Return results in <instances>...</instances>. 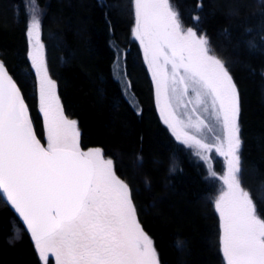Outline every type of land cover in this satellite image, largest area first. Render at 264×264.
I'll return each instance as SVG.
<instances>
[{"label": "trees", "instance_id": "1", "mask_svg": "<svg viewBox=\"0 0 264 264\" xmlns=\"http://www.w3.org/2000/svg\"><path fill=\"white\" fill-rule=\"evenodd\" d=\"M173 2L182 23L206 35L237 84L242 184L264 218V0ZM35 3L42 7L50 72L66 115L79 123L81 147L100 148L113 160L117 175L132 190L140 222L154 241L161 264H225L214 207L216 184L161 119L154 82L133 35V0ZM29 23V0H0V60L24 92L46 144L30 59ZM120 61L124 81L117 70ZM137 157H142V164ZM0 264H43L33 239L2 194Z\"/></svg>", "mask_w": 264, "mask_h": 264}, {"label": "snow or ice", "instance_id": "2", "mask_svg": "<svg viewBox=\"0 0 264 264\" xmlns=\"http://www.w3.org/2000/svg\"><path fill=\"white\" fill-rule=\"evenodd\" d=\"M29 2L35 11V0ZM133 7V34L151 70L163 123L223 182L214 207L225 264H264V218L239 178L240 99L232 76L206 35L182 24L170 0H133ZM40 35L41 21L33 15L27 36L46 146L0 62V194L26 222L44 264L49 256L55 264H160L113 160L100 148H81L77 121L65 116L48 74ZM205 132L214 134L211 142ZM213 150L226 161L219 177L211 169Z\"/></svg>", "mask_w": 264, "mask_h": 264}, {"label": "rangeland", "instance_id": "3", "mask_svg": "<svg viewBox=\"0 0 264 264\" xmlns=\"http://www.w3.org/2000/svg\"><path fill=\"white\" fill-rule=\"evenodd\" d=\"M170 2H171V4H172V6H173V8L176 10V11H178V13H179V10H178V8H177V6H176V4L173 2V0H170ZM37 7V8H36ZM29 12H30V22H31V18H32V16L33 15H37L38 17H39V19H40V21H41V35H40V39H41V42L43 43V45H44V56H45V61H46V65H47V70H48V74H49V76L51 77V79H53L55 82H56V85H57V89H56V91H57V95H58V97H59V102H60V104L62 105V107H63V104H62V102H61V99H60V96H59V93H58V84H57V81L52 77V75H51V72H50V68H49V57H48V52H47V47H46V45H45V42H44V39H43V25H42V11L40 10V8H39V6L35 3V11H34V6L29 2ZM40 13H41V15H40ZM179 16H180V14H179ZM41 17V18H40ZM181 20V19H180ZM182 22V21H181ZM183 24V23H182ZM29 25H30V23H29ZM184 25V24H183ZM185 27H187L186 25H184ZM134 27H135V24H134ZM134 27H133V33H134ZM194 30V29H193ZM196 31V30H195ZM197 32V34L198 35H200V34H202V33H200V32H198V31H196ZM134 35V34H133ZM134 38H135V36H134ZM136 39V38H135ZM137 40V39H136ZM209 40V39H208ZM138 41V40H137ZM29 42H30V40H29ZM139 42V41H138ZM140 44V43H139ZM210 45V44H209ZM141 46V45H140ZM211 47V46H210ZM141 48H142V51H143V47L141 46ZM212 49V48H211ZM30 53H31V43H30ZM215 54V53H214ZM143 55H144V52H143ZM216 55V54H215ZM218 58H219V56L218 55H216ZM30 59H31V56H30ZM220 59V58H219ZM146 61V60H145ZM32 62V61H31ZM224 62V61H223ZM147 63V62H146ZM224 64H225V67L228 69V67L226 66V63L224 62ZM33 66V65H32ZM147 66H148V64H147ZM149 68V67H148ZM33 69H34V71H35V68L33 67ZM117 70H118V73H119V76H120V78L124 81L125 79V77H124V66H123V62L122 61H120V63L117 65ZM149 71H150V73H151V70L149 69ZM228 71H229V69H228ZM229 73H230V75L232 76V74H231V72L229 71ZM35 74H36V77H37V83H38V98H39V76H38V74L36 73V71H35ZM151 76H152V73H151ZM232 78H233V76H232ZM153 79V78H152ZM233 81H234V83L236 84V82H235V80H234V78H233ZM153 82H154V80H153ZM154 86H155V82H154ZM236 86H237V84H236ZM128 88V87H127ZM237 90H238V87H237ZM238 92H239V90H238ZM239 99H240V95H239ZM157 108H158V105H157ZM39 109H40V101H39ZM63 111H64V108H63ZM158 111H159V108H158ZM40 112L42 113V111L40 110ZM240 113H241V105H240ZM64 114H65V116L67 117V118H69V119H72V118H70V117H68L67 115H66V113H65V111H64ZM159 114H160V111H159ZM161 116V115H160ZM42 117H43V113H42ZM44 119V118H43ZM161 119L163 120V118L161 117ZM72 120H75V119H72ZM76 121V120H75ZM44 124H45V122H44ZM239 125H240V140H241V147H240V151H239V156H240V173H239V178H240V182H241V186L244 188V186H243V184H242V150H243V139H242V133H241V131H242V129H241V122H240V116H239ZM45 126V140H46V135H47V129H46V124L44 125ZM77 126H78V129H79V132H80V139H81V129H80V126H79V123H78V121H77ZM167 126V125H166ZM168 127V126H167ZM169 128V127H168ZM170 129V128H169ZM170 131H171V129H170ZM171 133H172V131H171ZM173 134V133H172ZM205 137L208 139V141L209 142H211L212 141V139H213V133H207V132H205ZM178 141V140H177ZM180 144H182L180 141H178ZM80 145H81V143H80ZM182 145H184V144H182ZM185 146V145H184ZM82 149H83V147H81ZM90 149H93V148H90ZM189 149V148H188ZM84 150H89V149H84ZM193 154H194V156L203 164V166L205 167V169H206V172H207V175H208V177H209V179L211 180V181H213L215 184H216V187H217V193H216V195L214 196V202H215V199L218 197V195L220 194V192L223 190V188H224V185H223V182L221 181V180H219L218 178H216V177H212V176H210V174H209V166H208V164L204 161V160H202L200 157H198V156H196L195 155V150L194 149H189ZM105 156V155H104ZM209 156H210V164H211V169L212 170H214L215 172H216V174H217V177H219L220 175H223V174H225V172H226V161L224 160V158L223 157H220L217 153H215V151L213 150V152L212 153H210L209 154ZM105 158H107L106 156H105ZM114 170H115V167H114ZM116 172V171H115ZM117 174V173H116ZM118 176V175H117ZM119 177V176H118ZM245 189V188H244ZM246 190V189H245ZM247 191V190H246ZM131 195H132V200H133V203H134V205H135V207H136V211H137V217H138V220H139V222H140V219H139V215H138V209H137V206H136V204H135V201H134V199H133V194H132V190H131ZM140 224H141V222H140ZM141 226H142V224H141ZM142 228H143V226H142ZM144 229V228H143ZM145 231V230H144ZM146 232V231H145ZM155 245V244H154ZM155 248H156V246H155ZM157 250V249H156ZM158 253V252H157ZM158 256H159V254H158ZM42 260V259H41ZM160 260V259H159ZM42 262H43V264H44V261L42 260ZM48 264H55V261H54V258L53 257H51V256H49V259H48ZM160 264H161V262H160Z\"/></svg>", "mask_w": 264, "mask_h": 264}, {"label": "water", "instance_id": "4", "mask_svg": "<svg viewBox=\"0 0 264 264\" xmlns=\"http://www.w3.org/2000/svg\"><path fill=\"white\" fill-rule=\"evenodd\" d=\"M0 62H2V63L4 64L5 68H6L7 71H8V74L12 77V79L15 81L17 87L20 89L21 94H22V96L24 97V102H25V104H26L27 107H28V113H29V116H30V118H31V120H32V125H33L34 132H35V134H36V137H37V139H39V140L41 141L42 144H44V145L46 146V144L42 141V139L40 138V136H39V134H38V132H37V128H36V124H35V121H34V118H33L32 112H31V108H30V105H29V103H28V101H27V99H26V97H25L24 92L22 91V89H21L19 83L16 81V79L14 78V76H13V75L11 74V72L9 71V69H8L7 65L5 64V62H3V61H1V60H0ZM3 197H4V196H3ZM4 198H5V200L7 201L6 197H4ZM7 203H8V204L11 206V208L15 211V209L12 207V205L10 204V202L7 201ZM15 213L17 214V216L19 217V219L21 220V222L23 223V225L25 226L26 230L28 231V233H29L30 236H31L30 230L27 228V224H26V222L23 220V218L19 215L18 212L15 211ZM31 238H32V236H31ZM32 239H33V238H32ZM33 241H34V240H33Z\"/></svg>", "mask_w": 264, "mask_h": 264}, {"label": "bare ground", "instance_id": "5", "mask_svg": "<svg viewBox=\"0 0 264 264\" xmlns=\"http://www.w3.org/2000/svg\"><path fill=\"white\" fill-rule=\"evenodd\" d=\"M258 1H259V0H258ZM200 6H201V5H200ZM201 7H202V6H201ZM36 8H37V7H36ZM40 9H42V7H41ZM43 9H44V8H43ZM197 12H198V11H197ZM43 13H44V12H43ZM40 15H41V13H40ZM40 18H41V17H40ZM262 36H263V35H262ZM261 39H262V38H261ZM262 40H263V39H262ZM118 50H119V49H118ZM123 51H124V49H123ZM124 53H125V52H124ZM121 54H122V53H121ZM124 56H125V54H124ZM124 59H125V58H124ZM124 64H125V62H124ZM125 66H126V65H125ZM115 68H116V67H115ZM115 68H114V69H115ZM115 72H116V71H115ZM126 72H127V71H126ZM114 74H115V73H114ZM124 74H125V73H124ZM116 75H118L117 72H116ZM125 76H126V74H125ZM125 76H124V77H125ZM116 77L118 78V76H116ZM125 78H126V77H125ZM119 80H120V79H119ZM127 82H129V80H128ZM121 83H122V82H121ZM128 85H129V83H128ZM129 86H130V85H129ZM123 89H124V88H123ZM127 98H128V97H127ZM131 100H132V99H131ZM132 101H133V100H132Z\"/></svg>", "mask_w": 264, "mask_h": 264}]
</instances>
